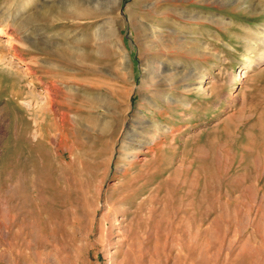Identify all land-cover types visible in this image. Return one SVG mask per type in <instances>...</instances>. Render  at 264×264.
Wrapping results in <instances>:
<instances>
[{
    "label": "rangeland",
    "instance_id": "rangeland-1",
    "mask_svg": "<svg viewBox=\"0 0 264 264\" xmlns=\"http://www.w3.org/2000/svg\"><path fill=\"white\" fill-rule=\"evenodd\" d=\"M70 1L0 0V264H264V0Z\"/></svg>",
    "mask_w": 264,
    "mask_h": 264
},
{
    "label": "bare ground",
    "instance_id": "bare-ground-1",
    "mask_svg": "<svg viewBox=\"0 0 264 264\" xmlns=\"http://www.w3.org/2000/svg\"><path fill=\"white\" fill-rule=\"evenodd\" d=\"M74 0H72V1H70V2H73ZM180 14H186L187 16H190L191 14L193 15V13H192V11L191 10H189V9H183L181 12H180ZM198 15V14H197ZM197 15H194V17H196ZM199 17V16H198ZM141 23H142V26L147 30V28H149V27H153L154 29H160V24H148V23H146V22H143V21H141ZM150 25V26H149ZM186 28V27H185ZM150 29V28H149ZM187 31V30H186ZM9 37V39H11L12 38V36L11 35H8ZM12 48H13V46H12ZM121 51H124L123 49L121 50ZM130 62V60H129V57L127 56V54L124 52V54H122V56H121V60H120V63L118 64V66L119 67H121L122 68V70L123 71H125L126 73L128 72L127 70H128V63ZM252 65H253V59L252 58H250L249 60H248V63H247V66L245 67V68H243V69H241L240 71H239V76L241 77V76H243V75H245L247 72H248V70H249V68H251L252 67ZM26 71H27V73L28 74H30V75H33V71H32V68L29 66V65H26ZM125 72H123L124 74H126ZM33 78V77H32ZM33 81H35V79H33ZM33 83H35V82H33ZM112 89V91L111 92H113V93H115V94H117V93H119V89H120V86L118 85V84H115V85H112V87H111ZM45 91H46V98H47V102H48V104L50 103V105H53V97H54V93H53V89H52V87H50V86H45ZM110 91V90H109ZM16 95V94H15ZM17 95L20 97V93H17ZM111 96V95H110ZM109 99V98H108ZM106 100V99H105ZM113 100V99H112ZM118 102V100L117 99H115L114 98V101H108V111H115L116 112V102ZM115 104V105H114ZM107 106V105H106ZM44 108H46V106L44 107ZM37 110H39V109H37ZM44 110V109H43ZM66 113V112H65ZM65 113L63 114V115H65ZM169 129V128H168ZM157 140L156 139H148V140H146V141H143V142H141V143H139L140 144V146H141V148H145V147H147V148H149V149H151L152 150V148H154V144H155V142H156Z\"/></svg>",
    "mask_w": 264,
    "mask_h": 264
}]
</instances>
